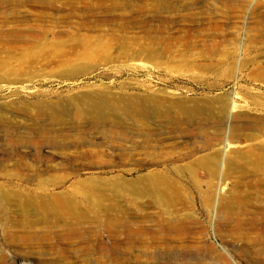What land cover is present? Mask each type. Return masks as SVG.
<instances>
[{
	"label": "rangeland",
	"instance_id": "1",
	"mask_svg": "<svg viewBox=\"0 0 264 264\" xmlns=\"http://www.w3.org/2000/svg\"><path fill=\"white\" fill-rule=\"evenodd\" d=\"M0 264H264V0H0Z\"/></svg>",
	"mask_w": 264,
	"mask_h": 264
}]
</instances>
